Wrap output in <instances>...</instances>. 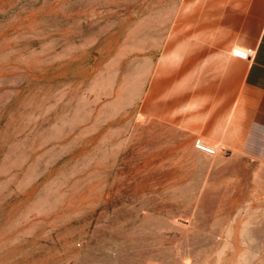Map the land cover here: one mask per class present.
<instances>
[{"label":"rangeland","instance_id":"374dc122","mask_svg":"<svg viewBox=\"0 0 264 264\" xmlns=\"http://www.w3.org/2000/svg\"><path fill=\"white\" fill-rule=\"evenodd\" d=\"M197 3L0 0V264H264V162L159 113Z\"/></svg>","mask_w":264,"mask_h":264},{"label":"crops","instance_id":"0c3cea01","mask_svg":"<svg viewBox=\"0 0 264 264\" xmlns=\"http://www.w3.org/2000/svg\"><path fill=\"white\" fill-rule=\"evenodd\" d=\"M196 1L200 3L193 6V70L205 65L211 76L193 73L188 87L182 84L183 93L193 90V102L174 110L192 108L189 114L165 110L160 116H186L182 124L193 125L194 137L264 162V0ZM237 47H253L252 59L235 57L232 50ZM175 78L185 81L187 76Z\"/></svg>","mask_w":264,"mask_h":264},{"label":"built area","instance_id":"2783aa9c","mask_svg":"<svg viewBox=\"0 0 264 264\" xmlns=\"http://www.w3.org/2000/svg\"><path fill=\"white\" fill-rule=\"evenodd\" d=\"M254 53H255V49L253 47H237L232 50V54L235 57L240 58L242 60H247V61L252 59ZM196 147L200 151L205 152L206 154H209V155L217 154V150L214 147L209 146L203 142H200V140H197Z\"/></svg>","mask_w":264,"mask_h":264}]
</instances>
